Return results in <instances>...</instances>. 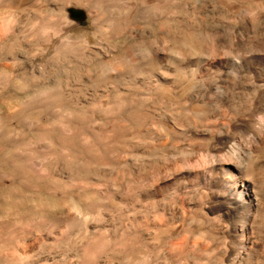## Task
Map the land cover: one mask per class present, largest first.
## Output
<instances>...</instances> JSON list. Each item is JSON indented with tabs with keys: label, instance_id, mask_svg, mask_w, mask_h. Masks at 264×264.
I'll use <instances>...</instances> for the list:
<instances>
[{
	"label": "bare ground",
	"instance_id": "obj_1",
	"mask_svg": "<svg viewBox=\"0 0 264 264\" xmlns=\"http://www.w3.org/2000/svg\"><path fill=\"white\" fill-rule=\"evenodd\" d=\"M41 1H42V3L46 2V0H41ZM56 1L58 3V0H56ZM162 1L164 2L165 0H162ZM173 1H175V0H171V1H169V3L173 2ZM253 1H254V2H252V3H254L253 7L247 9V15H248L247 21L249 23H252L254 21L252 24H255L256 20L260 21L261 25L259 26V28L262 27V33H263L262 37L263 38L260 37V38H262V41L260 42L257 40L259 44L261 43L259 45L260 49L259 48L258 49L255 48V49L258 51L257 57H258V61H259L258 65H259V70H260L259 85L263 91L262 94H264V0H253ZM29 2H30V0H29ZM55 2H53V3L51 2V3L54 5ZM59 2L61 5L60 9L63 12L65 9V6H68L69 3L70 4L74 3V1L72 2V0H59ZM78 2H80L77 4V5H79V7H80V5L86 6V4H84L83 2H81V1H78ZM87 2H90V1L86 0L85 3H87ZM98 2L99 1H96V3H95V1H94L93 3L98 4ZM118 2H119V0H118ZM159 2H161V0ZM166 2H168V1H166ZM175 2H176V5L180 4V1L178 3H177V1H175ZM208 2H210V1H208ZM220 2H221V0H220ZM229 2H230V0H229ZM235 2H236V0H235ZM248 2H250V1H248ZM26 3H27V0H0V61L2 60V61L7 62V66L11 70L7 77H5L2 81L0 80V102L2 104L8 105L7 108L0 107V185H3L7 188H9L10 186L18 185V186H23L24 188L29 189V190H37L38 189L37 183H44L46 186L44 191L49 195L58 196L59 199L56 201H48V200H43V199H40L38 201H32L31 203H32L35 210L37 209V210L45 211V212H47V215H41L38 218L31 217L30 219H27L26 221L15 222V224L8 225L5 230L1 229L0 230V244H1L0 249H2L3 247L5 248V245L10 244V243H13L17 246L26 248L29 246H34L35 244L41 245V246L42 245L43 246L44 245H51V246H54V245L58 246L59 245L58 247H60V244L62 242H67V243L75 245V246L79 245L78 247L79 248L81 247V249H79V250L82 251V253H83V258L81 260L84 259L85 260V261L83 260L84 263L87 261L89 264L92 261V259H94V264H95V262L98 263L97 260L95 261V257L97 255H99L98 257H100L102 255L104 256V254H102L101 252H103L108 247H110V249H111V246H113L119 254V264H208V263L210 264V262H212V263L215 262L213 257H218L220 259L219 260L217 258L218 261L216 259L217 263L220 261L218 264H220V263L221 264H264V164H262L263 162H261L262 159L260 160V158H264V157H262V156H264V106L262 107V110H260L261 111L260 116H259V114L255 116V114L258 113L257 112V113H254V115H252V117H251V118H253L255 116V118H257V116H259V120L257 118L256 123H257V121H259V125H260L259 126L260 127L259 132L262 135L260 134V137L257 140L258 141L257 145H256L257 149L256 148L254 149L252 147V144H250L252 142V140H251V142H249L251 138L250 139L248 138V140H249L248 142L251 146L250 145L247 146V144H246V146H244V145L242 146L240 144V141L237 138L238 136L236 138L239 141V144L234 142L235 140L232 142V140H233L232 138H234V137H231L229 134L231 132L234 133V131L232 130L230 133H228V131H230V129H231L230 127H229L230 129L228 131L226 130V128L224 129V127H223V129L219 128L217 131L213 130L214 128L211 129L214 125L213 126H211V124L209 125V122H212V121L214 122L215 120L218 121L217 117H214L216 119L212 120V117L215 115L211 112L212 110H210V112H209V113H212L211 114L212 117H211V115L209 116L211 118V120L208 118V120H210V121H208L207 124L206 123L203 124V123H199L201 120L197 121V120L193 119V123H192L191 122L192 119L189 120L187 117L183 118L184 116L182 114V111L179 110L178 107H174L173 109H171L172 112H176L175 114L171 113V112H170V114H168V113H164V112L160 111L163 108H161L159 111L155 109L156 107L154 108V104H156L155 102H158V100L159 101L163 100V102H164V100L169 101V99H172L170 101V104L173 100H177L178 96H177V98H175L176 96H174L171 88H173L174 84L177 83V81L181 82L182 84H185V86H189L190 83H192V82H190L192 79V75L190 76L191 77V79H190V78H188L189 76H187V74L183 75V74H181V72H179V74H177L178 73L177 72V73H175V74H177V76L174 74L176 79H175V77H174V79H172V77L167 74L168 72H164L161 74L160 71H164V70L157 67V68L161 69L159 71L160 73H159V75L156 74V76L153 77V73L155 71H153V73H152V70H154V68H156L155 67L157 65V64H155L156 62L154 60L149 61L150 58L148 59V61L145 59L135 60L134 57L136 56L137 53L135 54L134 57H132L133 56L132 54L131 55L128 54V51L131 50L129 48L130 46L128 47L129 50L128 51L126 50L124 52V54H122L123 52L122 53H120V52L119 53H112L111 50H105L104 49L105 47L102 49L101 48L102 46L101 47H96L93 45L90 46L91 44L89 43V40L87 42L84 41L85 43L80 42L83 44L82 45L79 44L80 45L79 46L78 42L76 40H73L69 37H65L63 39V41H61L60 43L58 42L59 44L56 46L57 49L61 52H64V54L66 53L68 55L80 53V55L82 54L81 56H83V55L85 56L86 54L89 53V56H93L92 61L96 62L97 64H100L101 67L103 66L105 68V70H107L110 74V75H107L108 76L107 78L104 77L103 75L99 76V77H95V79L98 78L97 81H95L97 84H98V81L101 82V80H102V79H99L100 77L101 78L104 77L107 80V82L110 81L109 83L117 84L120 82L121 84L122 83H124V84L130 83L131 84V82L135 81L138 76L145 75V76H143L145 78L146 74H147V79L149 80L151 78L150 80L154 81L152 83L153 84L152 86H147V94L145 92L146 89L144 91L145 92L144 94L147 95V97L145 96V99L147 98V102L143 98L142 99H140L139 97L137 98L135 96V94H133V93H132V96L130 94H127V93L126 94H124V93L117 94L116 93L114 95L112 94L113 95L112 98H110L111 96L108 97V95L104 94L106 92V90H104L105 88L103 89V91L98 88L99 84H102L103 82H106V81H102V83H99L97 85L98 87H95V85H96L95 84L94 86H92V87H95L94 89L91 87L93 93L96 96H98L92 100H90L88 97L87 98L89 100L87 98H85V99L83 98V100H81V98L79 99V97H78L81 94H78V92H77L78 96L76 93L70 94L72 92L71 89H70L71 90L70 93H68L69 90H64V89H62V87L57 86V85H52L51 87H48V88H40L39 87L40 85H46V84L50 83V81H51V56L49 55V50L52 47V42H53L52 41V37H53L52 34L55 32L52 28L53 25H52V27L50 26L51 24H53V22H51V24H48L47 14H45L44 18H41L40 20L38 18H35L36 20L33 18L34 21L33 20L31 21L29 28H27L28 30L27 29L25 30L26 33H24V30H22V32H21L22 37L20 35H18L16 37H14L15 39H14L13 43H11L10 45L7 44V42H9V40H11L10 39L11 36H14L16 30L19 29L17 27V25L19 23H21L18 21L19 19L21 21V16H18L17 12H9L8 13V12H6V10L9 9L11 11H13V10L17 11L20 9H26L25 8ZM30 3H28V5ZM34 3H35V0H34L33 4ZM224 3H222V4H224ZM35 4H37V3H35ZM48 4H49V2H48ZM93 5L91 7H93ZM98 5L100 6L101 4H98ZM165 5H167V4H165ZM174 5H175V3H174ZM192 5H194V4H192ZM36 6H37V8H39L38 5H36ZM36 6H35V8H36ZM39 6H40V4H39ZM74 6H75V4L73 5V7ZM99 6H97V8H99ZM168 6H169V4H168ZM236 6H237V3H236ZM46 7H47V5H46ZM76 7H78V6H76ZM114 7L111 6L110 8H114ZM174 7L175 6H173V9L175 10ZM185 7H183V8H185ZM31 8H32V5L30 7V10H31ZM35 8H33L34 10H32V12L35 11ZM40 8H43V7L40 6ZM40 8H39V10H40ZM158 8L160 9L161 6ZM164 8H165V6H164ZM176 8H178V7H176ZM209 8H210V6H209ZM230 8H232V7H230ZM241 8H240V10H241ZM92 9L93 8H91L89 10H92ZM125 9H127V8H125ZM130 9H128V10H130ZM137 9H139V8H137ZM166 9L168 10V7ZM197 9H200V8L197 7ZM100 10H101V7H100ZM100 10L98 11V13L100 12ZM119 10H121V9H119ZM181 10H183V9H181ZM186 10H188V9H186ZM186 10H185V12H186ZM205 10L207 11L208 9L206 8ZM230 10H232V9H230ZM237 10H239V9H237ZM23 11L28 13L29 9L28 10L27 9L22 10V12ZM42 11L40 13H42ZM62 11H60V12H62ZM94 11H96V10H94ZM152 11L153 10H151L150 12L152 13ZM163 11L165 12L166 10H163ZM161 12H162V10H161ZM201 12H202V10H201ZM92 13H93V11H92ZM102 13H103V11H102ZM94 14L96 15V12H94ZM136 14L139 16V13L136 12ZM166 14H168V12L165 13V15ZM21 15H22V13H21ZM63 15H62L63 20L66 22V24L67 25L72 24V22L69 20V17L67 15H65V13H63ZM122 15H124V14H122ZM142 15L145 16L143 13H142ZM142 15L139 17H143ZM152 15H154V14L152 13ZM178 15H179V13H178ZM200 15H201V13H200ZM97 16H99V15L97 14ZM108 16H109V14H108ZM110 16L107 18L108 19L111 18ZM113 16H114V14H113ZM125 16H127V15H125ZM244 16L245 15H243V17ZM128 17L129 16L125 17V20ZM149 17H148V19H146V21L147 20L150 21L149 19H151V18H149ZM167 17H169V15H167ZM104 18H101V19H104ZM161 18H162V15H161ZM166 18L164 17V19H166ZM94 19H95V17H94ZM101 19H97V20H101ZM113 19H114V17H113ZM130 19L131 18H129V20L128 19L127 20L132 22V20H130ZM133 19H135V18H133ZM222 19H224V18H222ZM97 20L94 21V23L95 22L97 23ZM117 20H118V17H117L116 21ZM142 20H143V18L141 19V21ZM113 21H115V19ZM122 21L120 20V22H122ZM128 21H125V23H127ZM203 21H204V19H203ZM228 21H229V19H227V22ZM241 21H243V19ZM244 21H246V20H244ZM58 22H59V20H58ZM151 22H153V21H151ZM227 22H224V23H227ZM243 22H240V23L242 24ZM96 23L93 26L103 24V20H102V23H101V21L98 24H96ZM104 23H105V21H104ZM106 23H107V21H106ZM116 23H115V25L117 26L118 23L117 24ZM61 24H63V23H61ZM127 24H129V23H127ZM72 25H70V27ZM112 25H114V23ZM112 25H110V26H112ZM187 25H188V23H187ZM110 26H108V27L110 28ZM116 26L111 27V29L113 28L112 30L114 31L117 28H121L120 25H118L117 28H116ZM253 26L257 27V24L252 25V27ZM20 27H22V26H20ZM57 27H59V24H57ZM61 27L62 26H60L59 28H61ZM65 27H63V28H65ZM67 27H69V26H67ZM102 27H103L102 28V30H103L104 24L102 25ZM54 28H56V27L54 26ZM99 28H101V27H99ZM99 28L97 30H100ZM130 28H132V26ZM191 28H192V26H191ZM191 28L189 30H191ZM223 28H224V26H223ZM128 29H129V26H128ZM244 29H245V27H244ZM253 29H255V27ZM125 30H127V29L125 28ZM195 30L197 31L198 27H196ZM60 31L66 32L67 30L63 31V29L61 28ZM60 31L57 32V34L59 33L61 35ZM131 31H132V29L130 30V32L127 31L128 34L131 33ZM192 31H193V29H192ZM240 31H242V30L240 29ZM260 31L261 30H257V33ZM123 32H124V30H123ZM123 32H118V33H120L119 35H121V33H123ZM110 33H112V32L110 31ZM250 33H249V35L252 36V34H250ZM19 34H20V32H19ZM115 35H117V34L115 33ZM144 35H146V34L144 33ZM243 35H244V33H243ZM255 35H256V31H255ZM112 36L114 37V35H112ZM157 36H159V35H157ZM163 36H164V34H163ZM197 36H199V35H197ZM218 36H220V35L218 34ZM18 37L23 38L22 41H21V38L19 40ZM54 37H56V34ZM115 37H117V36H115ZM204 37H205V34H204ZM247 37H250V36H247ZM247 37H246V41L248 39ZM164 38H163V40L169 42V40H166ZM191 38H192V36H191ZM251 38H253V37H251ZM181 39H183V38H181ZM209 39H207V40H209ZM211 39H212V37H211ZM253 39H254L253 42L256 41L255 40L256 38H253ZM175 40H176V38H175ZM202 40H204V39H201L200 41H202ZM91 41H92V39H91ZM145 41H148V40H145ZM246 41H244V42H246ZM182 42H183V40H182ZM189 42H191V41H189ZM192 42H194V40ZM244 42H243V45H244ZM247 42H248V44H247L246 48L248 47V45L251 46L250 44H252V40L250 42V40L248 39ZM93 43L94 42H92V44ZM99 43L101 44L103 42H101V40H100ZM185 43H186V41H185ZM143 44H141V45H143ZM222 44H223V42H222ZM94 45H96V44H94ZM201 45L199 44V46H201ZM108 46H109V44H108ZM161 46H162V44H161ZM191 46H192V44L190 45V48H191ZM219 46H221V45H219ZM133 47H135V46H133ZM171 47H172V45H171ZM180 47H181V45H180ZM193 47H194V45H193ZM202 47H200V48H202ZM221 47H223V46H221ZM169 48H170V44H169ZM173 48H175V47L173 46ZM206 48L207 47H205V49ZM250 48H253V52L255 51L254 43H253V47H249L248 49H250ZM189 49H187V50H189ZM222 49H224V52L227 51V49L225 50V46ZM246 50L247 49H245V52H246ZM114 51H116V50H114ZM180 51L182 52L185 50H180ZM180 51H179V53H181ZM195 51L197 52L196 49H195ZM163 52L165 53V51H163ZM188 52H190V51H187V53H185L186 54L185 56L188 55ZM191 52H192V50H191ZM204 52L206 53L205 50H204ZM129 53H131V52H129ZM231 53H233V51ZM231 53L230 54L228 53V58L230 55L235 56ZM167 54H169V53H167ZM208 54L210 55L211 53H208ZM208 54H206V55L208 56ZM234 54H236V53H234ZM240 54H242V53H240ZM240 54H238V55H240ZM179 55H181V54H179ZM246 55L249 57L251 56L250 54L248 55L247 53H246ZM145 56H146V54H145ZM154 56H155V54H154ZM159 56L160 55L158 53V57ZM185 56H184V58H185ZM232 56H230V57H232ZM240 56L243 57V55H240ZM240 56L239 57L237 56V58H240L239 61L242 60V58ZM175 57H179V56L175 55ZM190 57H192V56H190ZM69 58H71V57H69ZM138 58H136V59H138ZM163 58H162V60H163ZM165 58L169 59L168 57H165ZM216 58H217V56H216ZM151 59H155V58H151ZM172 59L174 60V57ZM176 59L178 60V58H176ZM213 59H212V61H213ZM244 59L245 58L243 57V60ZM74 60H76L75 57H74ZM159 60L161 61V59H159ZM212 61H211V63H212ZM216 61H217V59H216ZM76 62L78 63V60ZM165 62H167V61H165ZM168 62H172V61H170V59H169ZM182 62H183V60H182ZM209 62H210V60H209ZM213 62H215V59ZM176 63H179V62H176ZM188 63H189V61H188ZM205 63H206L205 67H208L207 62H205ZM250 63L248 64V66L251 65ZM160 64H161V62H160ZM160 64H158V65H160ZM167 64H170V63H167ZM172 64L174 66L175 63H172ZM172 64H171V66H172ZM233 64H237V63L235 62ZM204 65L203 66L199 65V67L202 66L203 68H205ZM238 65L239 64H237V67H239ZM240 65H241V62H240ZM225 66L226 65H224V67ZM199 67L197 69H199ZM202 67H201V69H202ZM230 67H232V66H230ZM213 68H214V66H213ZM233 68L234 67H232V69ZM235 68H236V65H235ZM243 68H244V65H243ZM245 68H247V67H245ZM255 68L256 67H254V69ZM192 69L197 70L196 68H192ZM210 69H211V67H210ZM210 69H208L207 71L209 72ZM99 70H101V68ZM167 70H170V69H167ZM185 70H187V69H185ZM188 70H189V68H188ZM188 70L186 71V73L190 72L191 69L189 71ZM218 70L222 71V69H220V68H218ZM230 70H231V68H230ZM245 70L246 69H244V72H245ZM181 71L183 73L184 70H181ZM257 71H258V69H257ZM199 72H197V73H199ZM208 72H206V74ZM213 73H211L212 77H213ZM248 73L251 74V72L249 70H248ZM199 74H201V73H199ZM199 74H196V77ZM211 74H209V75H211ZM236 74L238 76L239 73H236ZM244 74L249 75L247 73H244ZM185 76H187V77H185ZM202 76H204V75H202ZM225 76H226V73H225ZM229 76L230 75H228L227 78ZM237 76H234V78H236ZM239 76H240V78L243 77V76L241 77V75H239ZM249 76L254 77L253 75H249ZM209 77H207V79ZM219 77L221 79V77H223V75L222 76L217 75V77H215L214 79L219 78ZM251 77H249L250 80H251ZM230 78H231V76H230ZM249 78H248V80H249ZM204 79H206V77ZM212 80H213V78H212ZM142 81L143 80H141V82ZM203 81L205 83L206 80H203ZM207 81H211L210 78ZM239 81H240V79H239ZM239 81H238V83H239ZM230 82H232V84H233V81H230ZM252 82H250V83H252ZM137 83L135 82V84H137ZM142 83H144V82H142ZM200 83H203V82H200ZM234 83H237V82L235 81ZM238 83H237V85H239ZM93 84H94V82H93ZM130 84H129V86H127L128 88L131 87ZM208 84H209V82H208ZM215 84H217V83H214V85ZM8 85L11 88L13 87L12 91H10V87ZM107 85H109V84L105 83L104 86H101L100 88L105 87V86L107 88L108 87ZM205 85L207 86V84H205ZM221 85H220V87L222 88ZM223 85L225 86V84H223ZM234 85L235 84H233V86ZM245 85L247 86V84H245ZM252 85H253V83L250 86L249 85L248 86L251 88ZM259 85H256V86H259ZM197 86H199L200 90H201L200 84ZM217 86L216 87L213 86V88L215 89V88H217ZM113 87L115 89V86H113ZM195 87H196V85H195ZM234 87L237 88L236 86H234ZM87 88H89V90H91L90 86H88ZM118 88H119V86H118ZM221 88H219V90H217V92L218 91L220 92ZM67 89H69V88H67ZM107 89H110V88L108 87ZM229 89H230V91L233 90V89L231 90L230 87H229ZM254 89H258V88H254ZM85 90H86V88H85ZM116 90H118V89H116ZM222 90H223V88H222ZM66 91H68V92H66ZM75 91H77V90H75ZM188 91H190V90H187L185 92V94H183V95H186V93H188ZM203 91H204V89L202 90V92L201 91L200 92L203 93ZM211 91H212V89H211ZM226 91H228V90H225V92H224L226 98L228 97L226 99V101L231 99L230 102L233 103V105H235L237 102L234 103V101H232V98H233V96L235 97V95H232V97L230 95V98H229V96H227L226 93L230 94V92H226ZM237 91H238V89H237ZM239 91L242 92L241 90H239ZM82 92H84V90ZM86 92H88V91H86ZM142 92L143 91L141 90L140 93H142ZM232 92H234L236 94V91H232ZM244 92H245V90H244ZM248 92H246V93H248ZM255 92H257L256 94L258 95L260 93V90H259V92L255 90ZM255 92H253V93H255ZM93 93H91V94H93ZM190 93H191V91H190ZM253 93H252V95H254ZM21 94H28L26 99L24 100V102H21L17 106L13 105L12 103L14 101V97H17ZM136 94H138V92ZM180 94L181 93L178 92V95L181 98L182 96H180ZM224 94H223V98L221 97L222 95L221 96L219 95L220 97L218 96L219 97L218 99L222 98V101H223L224 100ZM83 95L81 97H83ZM187 95H186V97H187ZM211 95L214 96L213 94H211ZM247 95H249V96H247ZM247 95H246L247 100L244 98L245 95L243 96V95H241V93L238 96H241V97L243 96L242 101L246 102V101H249L247 97L252 96V95L250 96V94H247ZM189 96H190V94L188 95V97ZM203 96H205V95H203ZM212 96H210V97L213 100ZM238 96L236 95L235 98H238ZM205 97H202L203 100ZM182 98H181V100L186 99L185 97L183 99ZM190 99H192V98H190ZM215 99L213 101H215ZM243 99H245V100H243ZM249 99H252V97ZM254 99H257V98H253L252 101H254ZM143 100L147 103V110L145 108H143L146 110L145 112H147L146 113L147 116L142 109V106L146 105V104L142 105V103H145V102H143ZM178 100H179V98H178ZM205 100H206V98H205ZM205 100H204V102H205ZM212 100L207 99V102L211 106L213 103L210 104L209 101L212 102ZM233 100H236V99L233 98ZM184 101H186V100H183V102ZM198 101H201V100H198ZM216 101H217V99H216ZM219 101H221V100H218V102ZM226 101L225 102L223 101V102L227 103ZM252 101H251V103H249L247 105L249 106L250 104H253L252 106L254 108L255 105H254V103H252ZM163 102H161V104H159L158 108H160V105H162ZM192 102L190 101V103H192ZM164 103L167 104L168 102L167 103L164 102ZM175 103L177 104V102H175ZM201 103H203V102H201ZM216 103L217 102H215V104H213V105L216 106ZM224 103L222 105H224ZM231 103L229 105H231ZM243 103L241 102V104H243ZM165 104H164V106H165ZM179 104H182V105H180L181 106L180 108H183L184 106H186V103L183 104L182 102L181 103L179 102ZM187 104L190 105L189 102ZM197 104L198 103H196V105ZM263 104H264V102L262 103V105ZM157 105H158V103H157ZM192 105H193V103H192ZM209 105H208V107H209ZM247 105H245V107ZM219 106H221V105H218L216 107L219 108ZM232 106H230V107L232 108ZM252 106L250 105V107H248V110L246 109V110H244V112L247 111L246 112V114H247L249 112V110L252 108ZM259 106H261V105H258V107ZM191 107H193V106H191ZM216 107H215V109H217ZM227 107L228 106H226V109H227ZM239 107H240V105L237 106V109H236V107H234L233 110L237 111ZM223 108H225V107H223ZM205 109H207V108H205ZM212 109H214V108H212ZM255 109H257V108H255ZM225 110H224V112H225ZM228 110H226V111H228ZM241 110H243V109H241ZM202 111L203 110H198V109L191 110L192 115L196 116V117L201 115ZM231 111H232V109L230 110V112ZM252 111H255V110L253 109ZM222 112H223V109H222ZM224 112H223V114H221V112H220L221 115H219V116L228 115V114L224 115ZM230 112H228V113H230ZM250 112H251V110H250ZM239 113H240L239 115H241L240 110H239ZM217 114H216V116H218ZM203 115H204V113H203ZM234 115L235 114H233V116H232L233 119H234ZM110 116L120 117L121 120L124 122V124L123 125H113L116 123L111 124V123L105 121V120H108V118ZM188 116L191 117V115H188ZM223 116H222V118H223ZM249 116L247 118H249ZM228 117H229V115H228ZM228 117L226 116L225 118L228 119ZM179 118H183L185 120L187 119L190 121V124L188 125V127L190 129L187 128V131L184 132L183 142L181 144L179 143L180 141L177 142L175 139V137H177L178 134H181L180 130H182L181 127L183 126L182 125L183 119H181L182 121L180 120L181 121V123H180ZM200 118L201 117H199V119ZM205 118H207V117H205ZM220 118L218 117V119H220ZM110 119L113 120V118H110ZM236 119H238L237 116H236ZM236 119L234 121H236ZM243 119H246V118H244V116H243ZM146 120H147V125H146L147 127H144V126L143 127L146 128V130H147V131L145 130V132L147 133V135H146L147 136V140H146L147 141V151H146L147 152V159H146V161H144L146 163H144V162H142V160H144V158L142 160H140L141 158L140 159H134V158L128 156V152L130 151L131 146H135V148H137L136 150H138V151L142 147V144H140L141 143L140 138H141V135L143 134V132L140 133V136H139L140 138H139L137 136L138 134L136 135L135 132H139L140 127L138 129L139 131H137V129L135 128L136 131L133 132L132 126L130 127V126L126 125V122H130L131 124H133L135 126H141L146 122ZM202 120H204V119H202ZM223 120H225V119H223ZM223 120L218 121V123H220L221 121L224 122ZM234 121L232 120L233 123H234ZM225 122H224V124L228 123V125H229L230 120H229V122L228 121L226 123ZM251 122L253 123V121H251ZM231 123H230V125H231ZM238 123H240V121ZM256 123H254V124H256ZM214 124L216 125L217 122H215ZM224 124H221V127ZM248 124H249V122H248ZM254 124H252L254 128L252 126L251 127L253 128L254 131L256 129L255 132L257 133L258 132L257 131L258 130V127H257L258 124L256 125L257 128H255ZM237 125L238 124L236 122V127H237ZM218 126H220V125H218ZM240 126H242V125H240ZM245 126L246 125H244V127ZM236 127H235V129H236ZM144 128H142V129H144ZM238 128H240V127H238ZM236 131H235V135H237V133L240 132L239 130H238V132H236ZM242 134H243V132L239 135L242 136ZM236 138H234V139H236ZM241 138L243 139V136ZM246 140H244V141H246ZM255 140L256 139L254 138V140H253L254 144H256ZM143 141H142V143H144V142L146 143V141H144V142ZM139 146H141V147H139ZM145 146L146 145H144V147ZM143 149L144 148H142V150ZM146 152H145V154H146ZM145 167H147V176L146 177L143 176L144 178H142V179L137 178V180L135 179V182H132L131 181L132 177L135 176V178H136L138 176V174ZM115 175H116V177H119V179L121 180L120 181L121 187H123V191L122 190L121 191H122V194L124 193V195L122 196L124 198V200H125L124 196L128 195L131 198V200L132 199L136 200V201L139 200L138 203L140 201H143V200H144L143 201L144 203L147 202V203H145V204H147V208H145L146 205H144V207H143V209L145 208V210H147V212L145 210H143L144 214L147 216V218L144 216L147 219L146 224H144L145 222L143 223L144 225H147V230L145 227V230L147 231V237L145 239V240H147V242H146L147 243V250L139 242L140 238H137V236L139 235V234H137L138 229L141 228V225H142V227H144V225L143 224L140 225L139 221L138 222L135 221L136 220L135 217H134L135 219L134 218L130 219L131 217L128 218L129 216L133 217L134 213L135 212L137 213V211H140L139 213H141L142 210L140 209V207H139V209H138V207H135L133 209L132 207H134V206H132V204H131V208L133 210L130 208V210H128V211H130V212L133 211L134 213L133 212L129 213V216H126L127 211H125V213H124L125 215H123V213H122L123 211H121L122 214H119V216L116 215V216H118L117 219L115 218L116 216L114 217L111 215L113 220L108 219L110 217L106 218L107 214L106 215L103 214V211L107 210L106 205L109 203L108 200L114 201L118 197V194H117V196L115 195L116 196L115 199L113 197V194L120 191L119 187H117L116 183H115V178H114ZM133 183L139 184V189L136 187L138 189L139 193L137 191H133V189L135 187L133 185ZM135 193H138L139 194L138 197L139 196L140 197L139 198L135 197L136 196ZM125 194H127V195H125ZM120 195H121V193H120ZM120 195H119V197H120ZM3 198L8 203V205L6 207H3V204L0 203V209H3L4 211H6V213H12L13 211L17 210L22 205L20 201L14 200L13 190H9L8 192H6L4 194ZM126 198H128V197H126ZM141 198L143 200H141ZM106 200L108 201L107 204L104 203ZM117 200H119V199L117 198ZM121 200H123V199L121 198ZM119 201H117V205L121 208H119L116 205L117 207L115 210H118V208H119V210L124 209L123 208V205H124L123 202H119ZM115 202L116 201H114V203ZM127 203H129V202H127ZM134 203H135V201H134ZM27 205H29V204H27ZM103 205H105L106 207L105 206L103 207ZM139 205L140 204H138V206ZM109 206H108V208H112V206L111 207H109ZM142 206H143V204L141 203V207ZM28 207L29 206H27V208ZM104 208H106V209H104ZM60 209L66 210L67 212L64 211L65 212L64 213ZM29 210L30 209H27L24 212L28 213V212H30ZM113 210H114V208H113ZM69 211H71V212H69ZM116 212H118V211H115V213ZM118 213H120V212H118ZM139 215L141 216V214H138L137 220H139ZM114 218L116 220H114ZM108 220H110V221H108ZM57 228L61 229L59 231L60 233L56 232L57 234H59L58 236H55V235L53 236V234L51 233L52 234L51 236H53L51 241H50V238H49V241L48 240L46 241L43 239H40L39 241L37 240L36 236L39 235V234L37 235L38 231L43 230V229H46L49 231H52V230L55 231V229H57ZM109 231L110 232L113 231L115 233L114 236L115 235L116 236L114 237V239L107 238L108 236L111 235L110 233H108ZM139 232H143V231H139ZM30 233H34V234H36V236L31 237L29 239L28 235ZM106 233H108V236L107 235L105 236ZM39 236H41V234ZM139 237H141V236H139ZM44 238H45V236H44ZM143 238H145V236H143L142 239ZM140 241H143V240H140ZM214 241H217L218 243H215ZM144 243H145V241H144ZM210 243L213 245L212 246L213 248L215 246L216 249H218V250L216 251L215 248L213 249L212 247H210ZM216 244L218 245V247ZM68 247H70V246H68ZM75 248H77V246ZM16 250H18V249H16ZM115 250H113V251L115 252ZM67 251H71V250H67ZM105 252H107V251H105ZM15 253H16V251H15ZM100 253L102 255H100ZM159 253L163 254L164 261H163V258L162 259L160 258L159 262H158V260H157V262H154L157 259V257L159 258V256H158ZM221 253H223L224 255L228 254V256H229L228 261L229 262L224 263L223 259L226 257V255L225 256H223V255L218 256V254H221ZM17 254H18V252H17ZM35 254H37V253H35ZM109 254H111V252ZM2 255H5V254H2ZM210 255H211L212 259L210 258ZM19 256H21V254ZM28 256H26V257H28ZM47 256H48L47 258H49L52 255L50 254ZM43 257H46V256H43ZM67 257H69V256H67ZM98 257H97V259H98ZM115 257H117V256H115ZM15 258L11 262H7L6 261L7 259H5L6 262H0V264H24V263L27 264L28 262H24V261H26V260L28 261V259H29V258L28 259H23V258L22 259H20V258L15 259ZM221 258H223V259H221ZM36 259H38V258H36ZM105 259H107V258H105ZM209 259H211L212 261H210ZM21 260H23V262H21ZM74 260H75V257H74ZM116 260L118 262V259H116ZM160 260H162V261L160 262ZM3 261H4V259H3ZM53 261L51 260V263ZM226 261H227V259H226ZM43 262H45V261H43ZM69 262H70V260H69ZM74 262L75 261H73V263ZM87 262H86V264H87ZM40 263H42V262H40ZM62 263H64V262H62ZM91 263L93 264V262H91ZM214 264H216V262Z\"/></svg>",
	"mask_w": 264,
	"mask_h": 264
},
{
	"label": "rangeland",
	"instance_id": "obj_2",
	"mask_svg": "<svg viewBox=\"0 0 264 264\" xmlns=\"http://www.w3.org/2000/svg\"><path fill=\"white\" fill-rule=\"evenodd\" d=\"M37 0H35V3H37V4H33V2H34V0H30V2H29V0H27V3H26V5H25V8L28 10L29 9V12L28 13H26L25 11H23L22 12V10H26V9H20V10H13V11H11V10H9V9H7L6 10V12H17V14H18V16H21V21H20V19L18 20L19 22H21V23H19L18 25H17V27L19 28V29H17L16 30V32H15V35L14 36H11V40H9V42H7V44L8 45H10L11 43H13L14 42V37H16V36H18V35H20L21 37H22V30H24V33H26V29L27 28H29V25H30V23H31V21L33 20V18L35 19V18H38L39 20L41 19V18H44V15L45 14H47V16H48V19H47V22H48V24H51V22H53V24H51L50 26L52 27V25H53V30L55 31H53L54 33L52 34V47L50 48V50H49V55L51 56V81H50V83H48V84H46V85H40L39 87L40 88H48V87H51L52 85H57V86H60V87H62V89H64V90H69V92L68 91H66V92H68V93H70V91L72 90V92L70 93V94H74V93H76L77 94V92H78V94H81L80 96H78V94H77V96L79 97V99L81 98V100H83V98L85 99V98H89L90 100H92V99H95L96 97H98V96H96L94 93H93V91H92V88L94 89L95 87H98L97 85L99 84V83H102V81H106V82H103L104 84L105 83H107V84H109V85H107L110 89H107L106 88V86L105 87H102V88H100L101 86H104V84L102 83V84H99V89H101L102 91H103V89L104 90H106V92L104 93L105 95H108V97H110V98H112V96L114 95V94H119V93H124V94H130L131 96H132V93L133 94H135V96L138 98H140V99H144V100H146V102H147V98L145 99V96L147 97V86H152L153 84V80H148L147 79V74H146V77L144 78L143 76H145V75H140V76H138L137 77V79L135 80V81H132L131 82V84L130 83H117V84H115V83H109L110 81H108L107 82V80L104 78V77H108L107 75H110L109 74V72L107 71V70H105V68L102 66L101 67V65L100 64H97L96 62H94V61H92V58H93V56H89V53L88 54H86L85 56L83 55V56H81L80 55V53H78V54H64V52H61V51H59L58 49H57V45L61 42V41H63V39L65 38V37H69V38H71V39H73V40H76L77 42H78V45L80 44V45H82L83 43H80V42H87L88 40H89V43L91 44L90 46H96V47H101L102 49L104 48L105 50H111L112 51V53H122V54H124V52L127 50H129V48L131 49L130 51H128V54H132L133 56L132 57H134L135 56V54H136V56L134 57L135 58V60H143V59H145V60H147L148 61V59H149V61H151V60H154L153 62L155 63V64H160V62H161V64L160 65H156L155 67L156 68H154V70H152V73H153V71H155L154 73H153V77L154 76H156V74L157 75H159V73L161 72V74L162 73H164V72H168L167 74L168 75H170L171 77H172V79H174V74L175 73H177V74H179V72H181V74H183V75H185V74H187V76H189L188 78H190L191 79V75H192V79H191V81L190 82H192V83H190V85L189 86H185V84H182L181 82H179V81H177V83H175L174 84V86H173V88H171L172 89V91H173V94H174V96H176L175 98H177V96H178V98H179V100H178V98H177V100H173L172 102H171V104H170V101L172 100V99H169V101L168 100H164V102H168L167 104H165L164 102H163V100H160L161 102H163L162 103V105H160V108H158L159 107V104H161V102L158 100V102H155L156 104H154V108L156 109V110H160L161 108H163L162 110H160V111H162V112H164V113H168V114H170V112L171 113H176V112H172L171 111V109H173L174 107H178L179 108V110H181L182 111V114H183V118H185V117H187L189 120H191L192 119V123H193V119L194 120H197V121H200L199 123H208V121H210L211 120V118L209 117L212 113L213 114H215L213 117H212V115H211V117H212V120L214 119H216V118H214V117H217V120L218 121H220V120H223V119H225V120H223L224 122L226 121H228L229 122V120H230V122H229V125H228V123L227 124H224V122H220V123H218V121H212V122H209V125L211 124V126H213L211 129H213V130H218L219 128H221V129H223V127H224V129L226 128V130L228 131L230 128V131H228V133H230L232 130L234 131V133L233 132H231L229 135L231 136V137H234V138H236L237 136V138H238V140L240 141V144L243 146H246V144H247V146H249L250 144H252V147L255 149H257V147H256V145H257V140H258V138L260 137V132H259V121H257V123H256V120H257V118H258V120H259V116L261 115V111L260 110H262V107L264 106V104L262 105V103L264 102V94H262L263 93V91H262V89H261V87H260V85H259V74H260V70H259V61H258V51L255 49V48H259L260 49V44L258 43V41H262V27H260L259 28V26L261 25V23H260V21H257L256 20V23L255 24H252V23H249L248 21H247V17H248V15H247V9H249V8H251V7H253V5H254V3H252V2H254L253 0H236V2H235V0H230V2H229V0H221V2H220V0H175V1H177V3L180 1V4H178V5H176V2L175 1H173V2H170L169 3V1H171V0H165L164 2L161 0V2H159L158 0H119V2H118V0L116 1V0H89L90 2H87V3H85L86 2V0H78V1H81V2H83L84 4H86V6H83V5H80V7H79V5H77L78 3H80V2H78L77 0H72V2L74 1V3H72V4H70L69 3V5L68 6H65V9H64V12L60 9V2H59V0H58V3H57V1L56 0H46V2H43L42 3V1L40 0H38L37 2H36ZM56 1V2H55ZM85 1V2H84ZM88 1V0H87ZM95 1V3H96V1H99L98 2V4H101L100 6L98 5V4H95V3H93ZM166 1H168V2H166ZM208 1H210V2H208ZM217 1V2H216ZM247 1V2H246ZM248 1H250V2H248ZM41 2V3H40ZM48 2H49V4H48ZM53 2H55L54 3V5L52 4ZM76 2V3H75ZM159 2V3H158ZM182 2V3H181ZM187 2V3H186ZM190 2V3H189ZM213 2V3H212ZM221 4H220V3ZM225 2V3H224ZM28 3H30L29 5H28ZM57 3V4H56ZM92 3V4H91ZM121 3V4H120ZM126 3V4H125ZM174 3H175V5H174ZM220 5H219V4ZM222 3H224V4H222ZM236 3H237V6H236ZM39 4H40V6H42L43 8H40V6H39ZM56 4V5H55ZM75 4V6L73 7V5ZM94 4V5H93ZM165 4H167V5H165ZM168 4H169V6H168ZM172 4V5H171ZM189 4V5H188ZM192 4H194V5H192ZM197 4V5H196ZM211 4V5H210ZM31 5H32V8H31V10H30V7H31ZM36 5H38V7L40 8V10H39V8H37V6ZM46 5H47V7H46ZM49 5V6H48ZM52 5V6H51ZM93 5V7H91ZM99 6V8H97V6ZM115 6L114 8L116 9H114V8H110L111 6ZM129 5V6H128ZM133 5V6H132ZM154 5V6H153ZM156 5V6H155ZM171 5V6H170ZM183 5V6H182ZM223 5V6H222ZM228 5V6H227ZM35 6H36V8H35ZM55 6V7H54ZM76 6H78V7H76ZM108 6V7H107ZM117 6V7H116ZM143 6V7H142ZM145 6V7H144ZM161 6V8L159 9L158 7H160ZM164 6H165V8H164ZM168 7V10L166 9L167 7ZM173 6H175L174 8H175V10L173 9ZM180 6V7H179ZM186 6V7H185ZM196 8H195V7ZM206 6V7H205ZM208 6V7H207ZM209 6H210V8H209ZM220 6V7H219ZM227 6V7H226ZM235 6V7H234ZM248 6V7H247ZM46 7V8H45ZM53 7V8H52ZM69 7V8H68ZM96 9H95V8ZM100 7H101V10H100ZM120 7V8H119ZM151 7V8H150ZM157 7V8H156ZM172 7V8H171ZM176 7H178V8H176ZM182 7V8H181ZM183 7H185V8H183ZM197 7L198 8H200V9H197ZM214 7V8H213ZM219 7V8H218ZM230 7H232V8H230ZM242 7V8H241ZM33 8H35V11H33L32 12V10H34ZM82 8V9H81ZM85 8V9H84ZM91 8H93L92 10H89V9H91ZM125 8H127V9H125ZM131 8V9H130ZM137 8H139V9H137ZM154 8V9H153ZM207 8L208 10L206 11L205 9ZM236 8V9H235ZM240 8H241V10H240ZM75 9V10H74ZM100 10V12L98 13V11ZM119 9H121V10H119ZM128 9H130V10H128ZM133 9V10H132ZM172 9V10H171ZM180 11H179V10ZM181 9H183V10H181ZM186 9H188V10H186ZM192 11H191V10ZM211 9V10H210ZM215 9V10H214ZM230 9H232V10H230ZM237 9H239V10H237ZM244 9V10H243ZM246 9V10H245ZM39 12H38V11ZM43 10V11H42ZM59 10V11H58ZM88 10V11H87ZM94 10H96V11H94ZM98 10V11H97ZM143 10V11H142ZM147 10V11H146ZM151 10H153L152 11V13L154 14V15H152V13L150 12ZM161 10H162V12H161ZM163 10H166L167 12H168V14H166L165 15V13H167L166 11L164 12ZM177 10V11H176ZM185 10H186V12H185ZM201 10H202V12H201ZM213 10V11H212ZM19 11V12H18ZM42 11V13H40ZM60 11H62V12H60ZM92 11H93V13H92ZM102 11H103V13H102ZM112 11V12H111ZM128 11V12H127ZM133 11V12H132ZM146 11V12H145ZM171 11V12H170ZM204 11V12H203ZM215 11V12H214ZM94 12H96V15L94 14ZM114 12V13H113ZM136 12L137 13H139V16H141L142 15V13L145 15V16H143V17H139L137 14H136ZM141 12V13H140ZM164 12V13H163ZM173 12V13H172ZM21 13H22V15H21ZM25 13V14H24ZM31 13V14H30ZM36 15H35V14ZM58 13V14H57ZM63 13H65V15H67L68 17H69V20L72 22V24H70V25H72L71 27H70V25H67L66 24V22L63 20ZM88 13V14H87ZM90 13V14H89ZM102 15H101V14ZM111 13V14H110ZM114 14V16H113V14ZM127 13V14H126ZM129 13V14H128ZM135 13V14H134ZM178 13H179V15H178ZM200 13H201V15H200ZM205 13V14H204ZM243 13V14H242ZM245 13V14H244ZM40 14V15H39ZM69 14V15H68ZM97 14L99 15V16H97ZM105 14V15H104ZM108 14H109V16L111 17V18H107V17H109L108 16ZM122 14H124V15H122ZM31 15V16H30ZM60 15V16H59ZM63 15V16H62ZM104 15V16H103ZM125 15H127V16H129L128 18H126V20H125V17H127V16H125ZM137 15V16H136ZM160 15V16H159ZM161 15H162V18H161ZM167 15H169V17H167ZM187 15V16H186ZM192 15V16H191ZM243 15H245L244 17H243ZM42 16V17H41ZM62 16V17H61ZM95 17V19H94V17ZM102 16V17H101ZM106 16V17H105ZM118 17V20L116 21V19H117V17ZM125 16V17H124ZM136 16V17H135ZM149 18H151V19H149L150 21H146V19H148V17ZM166 18V19H164V17ZM174 16V17H173ZM181 16V17H180ZM46 17V16H45ZM58 17V18H57ZM62 19H61V18ZM105 17V18H104ZM113 17H114V19H115V21L118 23H116L115 21H113L114 19H113ZM122 19H121V18ZM208 17V18H207ZM237 17V18H236ZM246 17V18H245ZM101 18H104V19H101ZM129 18H131L130 20H132V22L131 21H128L129 20ZM133 18H135V19H133ZM138 18V19H137ZM143 18V22L141 21V19ZM183 18V19H182ZM222 18H224V19H222ZM61 19V20H60ZM72 19V20H71ZM97 19H101V20H97ZM108 19V20H107ZM122 21H128L127 23H129V24H127V23H125V21L123 22H120V20ZM128 19V20H127ZM164 19V20H163ZM203 19H204V21H203ZM227 19H229V21L227 22ZM233 19V20H232ZM243 19V21L244 20H246V21H241ZM25 20V21H24ZM36 20V19H35ZM58 20H59V22H58ZM97 20V23L96 24H98V23H100V21H101V23H102V20H103V24H104V29L102 30V25L103 24H100V25H97V26H93V25H95V23H94V21H96ZM168 20V21H167ZM188 20V21H187ZM28 21V22H27ZM34 21V20H33ZM62 21V22H61ZM104 21H105V23H104ZM106 21H107V23H106ZM151 21H153V22H151ZM156 23H155V22ZM227 22V23H224V22ZM232 23H231V22ZM24 22V23H23ZM55 22V23H54ZM131 22V23H130ZM165 22V23H164ZM172 22V23H171ZM224 24H223V23ZM240 22H243L242 24L240 23ZM24 25H23V24ZM28 25H27V24ZM61 23H63V24H61ZM75 23V24H74ZM114 23V25H115V23L117 24V26L118 25H120L121 26V28H117V26H116V28L117 29H115L114 31L111 29V27H115L114 25H112ZM125 23V24H124ZM149 23V24H148ZM155 23V24H154ZM181 23V24H180ZM187 23H188V25H187ZM235 23V24H234ZM28 26H26V25ZM57 24H59V27L60 26H62L61 28L63 29V31H65V30H67L66 32H61L60 31V29L61 28H59V27H57ZM112 25V26H110V25ZM135 24V25H134ZM141 24V25H140ZM146 24V25H145ZM183 24V25H182ZM186 24V25H185ZM241 24V25H240ZM256 25L257 24V27L256 26H253L252 27V25ZM127 25V26H126ZM20 26H22V27H20ZM54 26L56 27V28H54ZM66 26V27H65ZM67 26H69V27H67ZM101 27V28H99V27ZM108 26H110V28L108 27ZM128 26H129V29H128ZM132 26V28H130ZM191 26H192V28H191ZM223 26H224V28H223ZM245 27V29H244V27ZM63 27H65V28H63ZM196 27H198V30L196 31L195 30V28ZM243 27V28H242ZM255 27V29H253ZM73 28V29H72ZM75 28V29H74ZM100 29V30H97V29ZM106 28V29H105ZM124 28V29H123ZM125 28L127 29V30H125ZM148 28V29H147ZM191 28V30H189ZM247 28V29H246ZM65 29V30H64ZM71 29V30H70ZM132 29V31H131V33H129L128 34V32L127 31H129L130 32V30ZM185 29V30H184ZM192 29H193V31H192ZM240 29L243 31H240ZM261 30L260 32H258L257 33V30ZM28 30V29H27ZM119 30V31H118ZM123 30H124V32H123ZM191 32H189V31ZM239 30V31H238ZM252 30V31H251ZM61 32V35L58 33L57 34V32ZM107 31V32H106ZM110 31L112 32V33H110ZM166 31V32H165ZM195 31V32H194ZM212 31V32H211ZM248 31V32H247ZM255 31H256V35H255ZM19 32H20V34H19ZM118 32H123V33H121V35H119L120 33H118ZM136 32V33H135ZM143 32V33H142ZM217 32V33H216ZM251 32V33H250ZM254 32V33H253ZM23 33V34H24ZM101 33V34H100ZM115 33L117 34V35H115ZM144 33L146 34V35H144ZM196 33V34H195ZM243 33H244V35H243ZM249 33L250 34H252V36L251 35H249ZM261 33V34H260ZM55 34H56V37H54L55 36ZM70 34V35H69ZM162 34V35H161ZM163 34H164V36H163ZM204 34H205V37H204ZM218 34L220 35V36H218ZM241 34V35H240ZM254 34V35H253ZM258 34V35H257ZM260 34V35H259ZM63 35V36H62ZM97 35V36H96ZM107 35V36H106ZM112 35H114V37L112 36ZM157 35H159V36H157ZM182 35V36H181ZM196 35V36H195ZM197 35H199V36H197ZM85 36V37H84ZM115 36H117V37H115ZM120 36V37H119ZM186 36V37H185ZM191 36H192V38H191ZM194 36V37H193ZM247 36H250V37H247ZM21 37H18L19 38V40H20V38ZM162 37V38H161ZM165 37V38H164ZM173 37V38H172ZM190 37V38H189ZM201 37V38H200ZM211 37H212V39H211ZM246 37L250 40V42H251V40H252V44H250L251 46H249L248 45V47L246 48V46H247V44H248V39H247V41H246ZM251 37H253V38H256L255 40L257 41H254L253 42V38H251ZM260 37H262V38H260ZM61 38V39H60ZM106 38V39H105ZM163 38L164 39H166V40H169V42L168 41H165V40H163ZM175 38H176V40H175ZM181 38H183V39H181ZM198 38V39H197ZM200 38V39H199ZM210 38V39H209ZM258 38V39H257ZM22 39L23 38H21V41H22ZM55 39V40H54ZM91 39H92V41H91ZM139 39V40H138ZM174 39V40H173ZM197 39V40H196ZM201 39H204V40H202V41H200ZM207 39H209V40H207ZM216 39V40H215ZM100 40H101V42H103V43H99L100 42ZM144 40V41H143ZM145 40H148V41H145ZM182 40H183V42H182ZM194 40V42L196 43H194V42H192ZM246 41V42H244V41ZM142 43H141V42ZM179 41V42H178ZM185 41H186V43H185ZM189 41H191V42H189ZM200 41V42H199ZM59 42V43H58ZM84 42V43H85ZM92 42H94L93 44H92ZM140 42V43H139ZM148 44H147V43ZM162 42V43H161ZM177 42V43H176ZM182 44H181V43ZM198 42V43H197ZM222 42H223V44H222ZM243 42H244V45H243ZM133 43V44H132ZM138 43V44H137ZM144 43V44H143ZM207 43V44H206ZM253 43H254V49H255V53L253 52V48H250V49H248L249 47H253ZM94 44H96V45H94ZM108 44H109V46H108ZM132 44V45H131ZM135 44V45H134ZM141 44H143V45H141ZM161 44H162V46H161ZM169 44H170V48H169ZM192 44V46H191V48H190V45ZM199 44L201 45V46H199ZM225 44V45H224ZM7 45V46H8ZM79 45V46H80ZM111 45V46H110ZM156 45V46H155ZM171 45H172V47H171ZM180 48H178L177 46ZM180 45H181V47H180ZM193 45H194V47H193ZM211 45V46H210ZM219 45H221V46H223V47H221V46H219ZM257 47H256V46ZM108 46V47H107ZM130 46V47H129ZM133 46H135V47H133ZM173 46L176 48H173ZM188 46V47H187ZM203 46V47H202ZM216 46V47H215ZM224 46H225V50L227 49V51H225L224 52V49H222V48H224ZM115 47V48H114ZM129 47V48H128ZM133 47V48H132ZM139 47V48H138ZM183 47V48H182ZM200 47H202V48H200ZM205 47H207L206 49H205ZM209 47V48H208ZM238 47V48H237ZM110 48V49H109ZM125 48V49H124ZM186 48V49H185ZM190 48V49H189ZM204 48V49H203ZM220 48V49H219ZM236 48V49H235ZM136 49V50H135ZM144 49V50H143ZM187 49H189V50H187ZM195 49L197 50V52L195 51ZM217 49V50H216ZM222 49V50H221ZM242 49V50H241ZM245 49H247L246 50V52H245ZM58 50V51H57ZM114 50H116V51H114ZM133 50V51H132ZM155 50V51H154ZM158 50V51H157ZM180 50H185V51H180ZM191 50H192V52H191ZM204 50L206 51V53L204 52ZM230 50V51H229ZM118 51V52H117ZM162 51V52H161ZM163 51H165V53L163 52ZM170 51V52H169ZM175 51V52H174ZM179 51L181 52V53H179ZM187 51H190V52H188V55L187 56H185L186 54L185 53H187ZM201 51V52H200ZM220 51V52H219ZM222 51V52H221ZM233 51V53H231ZM248 51V52H247ZM58 52V53H57ZM129 52H131V53H129ZM253 52V53H252ZM127 53V52H126ZM158 53H159V57H158ZM167 53H169V54H167ZM208 53H211L210 55L208 54ZM213 53V54H212ZM218 55H217V54ZM220 53V54H219ZM227 53V54H226ZM228 53L230 54H233V55H235V56H232V55H230V56H232V57H230L229 56V58H228ZM234 53H236V54H234ZM240 54V53H242V54H240V55H243V57L245 58L244 60H243V57L242 56H240V55H238V54ZM246 53L249 55H251L250 57L249 56H247L246 55ZM252 53V54H251ZM144 54V55H143ZM145 54H146V56H145ZM153 54V55H152ZM154 54H155V56H154ZM179 54H181V55H179ZM206 54H208V56L206 55ZM59 55V56H58ZM75 55V56H74ZM143 55V56H142ZM167 55V56H166ZM175 55H178L179 57H175ZM196 55V56H195ZM199 55V56H198ZM221 55V56H220ZM58 56V57H57ZM152 56V57H151ZM184 56H185V58H184ZM190 56H192V57H190ZM198 56V57H197ZM215 58H214V57ZM216 56H217V58H216ZM221 58H219V57ZM237 56L239 57H241L242 58V60L241 61H239L240 60V58H237ZM253 56V57H252ZM69 57H71V58H69ZM74 57H75V59L76 60H74ZM139 57V58H138ZM157 57V58H156ZM165 57H168L169 59H170V61H172V62H168V60L169 59H164ZM174 57V60L172 59ZM188 57V58H187ZM195 57V58H194ZM204 57V58H203ZM207 57V58H206ZM234 57V58H233ZM249 57V58H248ZM255 57V58H254ZM83 60H82V59ZM136 58H138V59H136ZM151 58H155V59H151ZM162 58H163V60H162ZM176 58H178V60L176 59ZM183 58V59H182ZM193 58V59H192ZM211 58V59H210ZM215 59V62H213L214 61V59ZM223 58V59H222ZM225 58V59H224ZM237 58V59H236ZM159 59H161V61L159 60ZM185 59V60H184ZM202 59V60H201ZM212 59H213V61H212ZM216 59H217V61H216ZM236 59V60H235ZM251 61H250V60ZM78 60V63L76 62ZM182 60H183V62H182ZM208 60V61H207ZM209 60H210V62H209ZM223 60V61H222ZM237 63V64H239L238 66L239 67H237V64H233V63H235L234 61ZM246 60V61H245ZM253 60V61H252ZM165 61H167V62H165ZM174 61V62H173ZM186 61V62H185ZM188 61H189V63H188ZM211 61H212V63H211ZM221 61V62H220ZM249 61V62H248ZM158 62V63H157ZM176 62H179V63H176ZM205 62H207V66L208 67H205L206 66V63ZM229 62V63H228ZM240 62H241V65H240ZM248 62V63H247ZM251 62V63H250ZM83 63V64H82ZM164 63V64H163ZM167 63H170V64H167ZM172 63H175L174 64V66H173V64ZM184 65H182V64ZM187 63V64H186ZM222 63V64H221ZM227 63V64H226ZM251 64V65H249L248 66V64ZM171 64H172V66H171ZM180 64V65H179ZM186 64V65H185ZM205 64V65H204ZM221 64V65H220ZM233 64V65H232ZM254 66H253V65ZM61 65V66H60ZM199 65H204V67L205 68H203L202 66H200L199 67ZM224 65H226L225 67H224ZM235 65H236V68H235ZM243 65H244V68H243ZM92 66V67H91ZM179 66V67H178ZM211 67V69H210V67ZM213 66H214V68H213ZM230 66H232V67H234L233 69H232V67H230ZM58 67V68H57ZM95 67V68H94ZM99 67V68H98ZM157 67H159V68H161V69H163L164 71H160L161 69H159V68H157ZM169 67V68H168ZM175 67V68H174ZM199 67V69H197ZM201 67H202V69H201ZM227 67V68H226ZM245 67H247V68H245ZM249 67V68H248ZM254 67H256L255 69H254ZM101 68V70H99ZM166 68V69H165ZM188 68H189V70H190V72H187L186 73V71L188 70ZM192 68H196L197 70H195V69H192ZM218 68H220V69H222V71L220 72L219 70H218ZM224 68V69H223ZM230 68H231V70H230ZM63 69V70H62ZM167 69H170V70H167ZM185 69H187V70H185ZM201 69V70H200ZM208 69H210L209 70V72L207 71ZM216 69V70H215ZM229 69V70H228ZM244 69H246L245 70V72H244ZM257 69H258V71H257ZM65 70V71H64ZM176 70V71H175ZM179 70V71H178ZM181 70H184L183 71V73H182V71ZM188 70V71H189ZM195 70V71H194ZM214 72H212V71ZM225 70V71H224ZM228 70V71H227ZM240 70V71H239ZM242 70V71H241ZM248 70L251 72V74L250 73H248ZM10 68L7 66V62H5V61H0V80L2 81L5 77H7L8 76V74L10 73ZM100 71V72H99ZM160 71V72H159ZM173 71V72H172ZM193 73H192V72ZM200 71V72H199ZM254 71V72H253ZM170 72V73H169ZM197 72H199V73H201V74H199V73H197ZM205 72V73H204ZM206 72H208L207 74H206ZM213 73V77H212V74L211 73ZM224 72V73H223ZM232 72V73H231ZM254 74H253V73ZM191 73V74H190ZM204 73V74H203ZM217 73V74H216ZM225 73H226V76H225ZM236 73H239L238 74V76H237V74ZM244 73H247V74H249V75H253L254 77H251V76H249V75H246V74H244ZM258 73V74H257ZM177 74H175L176 76H177ZM196 74H199V75H197V77H196ZM209 74H211V75H209ZM215 74V75H214ZM234 74V75H233ZM104 76L103 78H99V79H102L101 80V82H99L98 81V84L95 82V81H97V79L98 78H96L95 79V77H99V76ZM106 75V76H105ZM173 75V76H172ZM202 75H204V76H202ZM208 75V76H207ZM217 75H219V76H222L223 75V77H221V79H220V77L219 78H216V79H214L215 77H217ZM228 75H230L231 76V78H230V76L227 78V76ZM239 75H241V77L242 78H240V76ZM187 76H185V77H187ZM201 78H200V77ZM210 76V77H209ZM215 76V77H214ZM225 76V77H224ZM234 76H237L236 78H234ZM251 77V80H250V78L249 77ZM93 77V78H92ZM195 77V78H194ZM206 77V79H204ZM207 77H209L210 78V80L211 81H207L208 79H207ZM213 78V80H212V78ZM233 77V78H232ZM194 78V79H193ZM224 78V79H223ZM227 78V79H226ZM245 80H244V79ZM248 78H249V80H248ZM90 79V80H89ZM175 79H176V77H175ZM202 79V80H201ZM239 79H240V81H239ZM94 80V81H93ZM141 80H143L142 82H144V83H142L141 82ZM200 82H203V83H200ZM203 80H206L205 81V83H204V81ZM226 80V81H225ZM239 81V83H238V81ZM254 80V81H253ZM19 81V80H18ZM151 81V82H150ZM194 81V82H193ZM220 81V82H219ZM230 81H233V84H235L234 86H236L237 88H235L234 86H233V84H232V82H230ZM237 82L239 85H237V83H234V82ZM253 81V82H252ZM93 82H94V84H93ZM135 82L137 83V84H135ZM140 82V83H139ZM197 82V83H196ZM208 82H209V84H208ZM246 82V83H245ZM250 82H252L253 83V85L251 86V88L249 87L252 83H250ZM257 82V83H256ZM148 83V84H147ZM200 84V86H201V90H200V87L199 86H197V85H199ZM214 83H217V84H215L214 85ZM222 85H221V84ZM243 83V84H242ZM89 84V85H88ZM96 84V85H95ZM129 84H130V86L131 87H127V86H129ZM181 84V85H180ZM205 84H207V86L205 85ZM223 84H225V86L223 85ZM229 86H228V85ZM245 84H247V86L245 85ZM80 85V86H79ZM95 85V87H92V86H94ZM134 85V86H133ZM138 85V86H137ZM178 85V86H177ZM180 85V86H179ZM195 85H196V87H195ZM206 87H205V86ZM218 85V86H217ZM220 85L222 86V88H223V90H222V88L220 87ZM249 85V86H248ZM256 85H259V86H256ZM9 86V85H8ZM88 86H90V89L91 90H89V88H87ZM113 86H115V89H114V87ZM118 86H119V88H118ZM125 86V87H124ZM213 86L214 87H216L217 86V88H213ZM224 86V87H223ZM10 87V86H9ZM92 87V88H91ZM178 87V88H177ZM181 87V88H180ZM229 87L231 88V90L232 91H236V94L234 93V92H232V91H230V89H229ZM245 87V88H244ZM248 87V88H247ZM67 88H69V89H67ZM82 88V89H81ZM85 88H86V90H85ZM125 88V89H124ZM207 88V89H206ZM212 89V91H211V89ZM219 88H221L220 89V92L218 91L217 92V90H219ZM236 90H235V89ZM254 88H258V89H254ZM12 89H13V87L11 88L10 87V91H12ZM71 89V90H70ZM88 89V90H87ZM116 89H118V90H116ZM121 89V90H120ZM144 89V90H143ZM145 89H146V91H145ZM199 89V90H198ZM204 89V91H203V93H201L202 92V90ZM237 89H238V91L239 90H241L242 92H238L237 91ZM254 91H253V90ZM75 90H77V91H75ZM81 90V91H80ZM84 90V92H82ZM114 90V91H113ZM143 91L142 93H140V91ZM177 92H176V91ZM181 90V91H180ZM187 90H190L191 91V93H190V91H188V93L190 94V96L188 97V93H186V95H187V97H186V95H183V94H185V92ZM208 90V91H207ZM214 90V91H213ZM225 90H228V91H226V92H230V94L228 93H226V95L227 96H229V98H230V95H231V97H232V95H235V97H236V95L238 96L240 93H241V95H245L244 96V98L246 99V95L247 94H250V96L252 95V93L253 92H255V90L256 91H258L259 92V90H260V93L257 95L256 93L257 92H255V93H253L254 95H252L251 97H252V99H249V98H251V97H247L248 98V100L249 101H242V98H243V96L241 97V96H238V98H235L234 96H233V98L234 99H236V100H233V98H232V101H234V103H236L235 105H233V103H231L230 102V100L231 99H229L228 101H226V99L228 98H226V96H225V94H224V92H225ZM244 90H245V92H244ZM86 91H88V92H86ZM91 91V92H90ZM113 91V92H112ZM146 92V94H144L145 92ZM201 91V92H200ZM249 91V92H248ZM253 91V92H252ZM101 92V91H100ZM115 92V93H114ZM138 92V94H136ZM176 92V93H175ZM178 92L179 93H181L180 94V96H182L183 98L185 97L186 99H183L182 97V99L183 100H186V101H184L183 102V100H181V98L179 97V95H178ZM223 92V93H222ZM246 92H248V93H246ZM89 93V94H88ZM91 93H93V94H91ZM102 93V92H101ZM110 93V94H109ZM142 95H140V94ZM207 93V94H206ZM219 93V94H218ZM221 93V94H220ZM234 93V94H233ZM245 93V94H244ZM84 94V95H83ZM87 94V95H86ZM113 94V95H112ZM211 94H213L214 96H212ZM216 94V95H215ZM223 94H224V102L226 101L227 103H224L223 101H222V98H223ZM261 94V95H260ZM27 95L28 94H21V95H19V96H17V97H14V101H13V105H18V104H20L21 102H24V100L26 99V97H27ZM83 95V97H81ZM95 95V96H94ZM203 95H205V96H203ZM222 97V98H220V99H218L220 96ZM86 96V97H85ZM134 96V95H133ZM208 96V97H207ZM210 96H212V98H213V100L216 98L217 99V101H216V99H215V101H213L212 99H211V97ZM217 96V97H216ZM219 96V97H218ZM247 96H249V95H247ZM202 97H205L206 98V100H205V98H204V100H205V102H204V100H203V98ZM241 97V98H240ZM260 97V98H259ZM87 98V99H88ZM190 98H192V99H190ZM198 98V99H197ZM210 98V99H209ZM253 98H257V99H254V101H252L253 100ZM88 99V100H89ZM207 99L208 100H212V102L211 101H209L210 102V104L211 103H213V104H215V102H217L216 103V106H218V105H221V106H219V108L218 107H216L215 105H213L212 104V106L211 105H209V103L207 102ZM245 99H243V100H245ZM261 99V100H260ZM143 100V102H145ZM181 100V101H180ZM198 100H201V101H198ZM203 100V101H202ZM218 100H221V101H219L218 102ZM247 100V99H246ZM260 100V101H259ZM263 100V101H262ZM142 101V100H141ZM177 102V104L175 103V102ZM190 101L193 103V105H192V103H190ZM198 101V102H197ZM240 101V102H239ZM251 101H252V103H254V105H255V107L253 108V104H250L251 106H252V108L255 110V111H252L253 109L251 108H249L250 110H251V112H250V110H249V112L246 114V112L247 111H245L244 112V110H248V107H250V105L248 106L247 104H249V103H251ZM256 101V102H255ZM142 103V105L143 104H146V105H143L142 106V109L143 108H145L146 110H147V103ZM175 104H174V103ZM179 102L181 103H183V104H185L186 103V106H182L183 108H180L181 106L180 105H182V104H179ZM189 102V104L190 105H188L187 103ZM201 102H203V103H201ZM208 104H207V103ZM241 102L243 103V104H241ZM261 102V103H260ZM157 103H158V105H157ZM195 103V104H194ZM196 103H198L197 105H196ZM221 103V104H220ZM224 103V105H222ZM231 103V105H229ZM256 103V104H255ZM164 104H165V106H164ZM174 104V105H173ZM240 105V107L238 108V112L237 111H235V110H233V108L234 107H236V109H237V106H239ZM205 107H204V106ZM207 105V106H206ZM208 105H209V107H208ZM233 105V106H232ZM245 105H247L246 107H245ZM258 105H261V106H259L258 107ZM168 106V107H167ZM191 106H193V107H191ZM214 106V107H213ZM226 106H228L227 107V109H226ZM230 106H232V108L230 107ZM257 106V107H256ZM0 107H4V108H7L8 107V105L7 104H2L1 102H0ZM172 107V108H171ZM215 107L218 109H215ZM222 107V108H221ZM223 107H225V108H223ZM165 108V109H164ZM204 108V109H203ZM205 108H207V109H205ZM212 108H214V109H212ZM221 108V109H220ZM232 109V111L230 112V110ZM255 108H257V109H255ZM261 108V109H260ZM145 109H143V111L145 112L146 110ZM193 110V109H198V110H203L202 111V114L201 115H199V116H193L192 115V112H191V110ZM220 109V110H219ZM222 109H223V112H224V110L226 109V110H228V111H226L225 110V112H224V115L225 114H228L229 115V117H228V115H226L227 117H228V119H226L225 117L226 116H223V118H222V116H219V115H221V114H223V112H222ZM241 109H243V110H241ZM188 110V111H187ZM209 110V111H208ZM210 110H212L211 112L212 113H209L210 112ZM214 110V111H213ZM217 110V111H216ZM239 110H240V112H241V115H239L240 113H239ZM258 110V111H257ZM187 111V112H186ZM208 111V112H207ZM243 111V112H242ZM260 111V112H259ZM219 112V113H218ZM220 112H221V114H220ZM228 112H230V113H228ZM253 112V113H252ZM258 112V113H257ZM147 112H145V114H146ZM189 113V114H188ZM203 113H204V115H203ZM206 113V114H205ZM218 113V114H217ZM250 113V114H249ZM252 113V114H251ZM254 113H257V114H255V116L256 115H258L259 114V116H257V118H255V116L253 117V118H251L252 117V115H254ZM191 115V117L190 116H188V115ZM209 114V115H208ZM216 114L218 115V116H216ZM233 114H235L234 115V119L232 118V116H233ZM237 114V115H236ZM246 114V115H245ZM250 115V116H249ZM146 116H147V114H146ZM193 116V117H192ZM236 116H237V118L238 119H236ZM243 116H244V118H246V119H243ZM249 116V118H247ZM116 117V118H115ZM199 117H201L200 119H199ZM205 117H207V118H205ZM218 117L220 118V119H218ZM110 118H113V120L112 119H110ZM115 118V119H114ZM183 118H179V122L181 123V119H183ZM199 120H198V119ZM208 118L210 119V120H208ZM120 119V120H119ZM202 119H204V120H202ZM206 119V120H205ZM236 119V121H234ZM243 119V120H242ZM252 119V120H251ZM115 120V121H114ZM181 120V121H180ZM189 120H185V119H183V128L181 127V129L182 130H180V132H181V134H178V136L177 137H175V139H176V141L177 142H179L180 144L183 142V136H184V132H186L187 131V128H189L188 127V125L190 124V121ZM232 120L234 121V123L232 122ZM105 121H107V122H109V123H111V124H113V123H116V124H113V125H123L124 124V122L121 120V118L120 117H118V116H110L109 118H108V120H105ZM240 121V123H238ZM251 121H253V123L251 122ZM255 121V122H254ZM186 122V123H185ZM215 122H217V124L218 125H220V126H218L217 124L215 125L214 123ZM225 122V123H226ZM232 122V123H231ZM236 122H237V127H236ZM243 124H242V123ZM248 122H249V124H248ZM230 123H231V125H230ZM254 123H256V124H254ZM221 124H224L222 127H221ZM252 124H254L255 125V128H257L258 127V132L256 133L255 131H256V129H255V131L253 130V125ZM258 124V125H257ZM126 125H128V126H132V128H133V132L134 131H136L135 130V128L137 129V131H139V132H135V134L139 137L140 136V133H142L143 132V136L141 135V143L140 144H142V147L141 146H139V147H141L140 149H139V151L138 150H136L137 148H135V146H131L130 147V151L128 152V156L129 157H132V158H134V159H140V160H142L143 158H144V160H142V162H144V161H146V159H147V133L145 132V130H146V128H144V127H147L146 125H147V120H146V122L143 124V125H141V126H135V125H133V124H131L130 122H126ZM235 125V126H234ZM240 125H242V126H240ZM244 125H246L245 127H244ZM256 125H257V127H256ZM144 126V127H143ZM218 126V127H217ZM249 126V127H248ZM253 128H252V127ZM139 127H140V129H139ZM217 127V128H216ZM228 127V128H227ZM230 127V128H229ZM235 127H236V129H235ZM238 127H240V128H238ZM142 128H144V129H142ZM233 128V129H232ZM139 129V130H138ZM190 129V128H189ZM188 129V130H189ZM252 129V130H251ZM237 130V131H236ZM238 130L240 131L239 133H237V135H235V131L236 132H238ZM250 130V131H249ZM147 131V130H146ZM146 134H145V133ZM179 132V133H180ZM243 132V134H242V136H243V139L241 138L242 136L241 135H239V134H241ZM249 132V133H248ZM177 135V134H176ZM253 135V136H252ZM262 135V134H261ZM241 136V137H240ZM246 138H245V137ZM249 136V137H248ZM256 139L255 140V142H256V144H254V138ZM143 138V139H142ZM145 138V139H144ZM181 138V139H180ZM234 138H232L233 140H232V142L234 141V142H236V143H238L239 144V141L237 140V138L236 139H234ZM248 138L250 139V141L248 140ZM247 139V140H246ZM146 141V143L144 142V141ZM244 140H246V141H244ZM251 140H252V142H251ZM142 141L144 142V143H142ZM243 141V142H242ZM251 142L250 144H249V142ZM246 142V143H245ZM243 143V144H242ZM139 144V145H140ZM146 145L145 147H144V145ZM251 146V145H250ZM138 147V148H139ZM135 148V149H134ZM142 148H144L143 150H142ZM132 149V150H131ZM134 149V150H133ZM136 150V151H135ZM141 151V152H140ZM143 151V152H142ZM145 152H146V154H145ZM143 153V154H142ZM262 157H264V156H262ZM262 159V160H261ZM260 160H261V162H263L262 164H264V158H260ZM259 160V161H260ZM144 163H146V162H144ZM146 177L147 176V167H145L139 174H138V176L135 178V176H133L132 177V182H135V179L137 180V178H139V179H142V178H144V177ZM114 178H115V183H116V186L117 187H119V192H117V193H114L113 194V197H114V199H115V197L117 196V194H118V199L120 200H117V198L114 200V201H116L115 203H114V201H112V200H108L109 201V203H108V201L106 200L104 203H108L106 206H107V210H104L103 211V214H107L106 215V218H108V217H110V218H108V219H111V220H113V218H112V216H116V215H118L119 216V214H122L123 213V215H125L124 213H125V211H127L126 212V216H129V213H132V212H130V211H128V210H130V208H131V204H132V206H134V207H132L133 209L135 208V207H138V209H139V207H140V209L142 210L141 211V213H139L140 211H137V213L135 212H133L134 213V215H133V217L132 216H129L128 218H130V219H133L134 217L136 218V220L135 221H139V223H140V225L141 224H143L144 222V224H146V222H147V216L144 214V211L143 210H145V208H147V204H145V203H147V202H143L144 200L141 198V200H143V201H140L139 203H138V201H136V200H131V198L127 195V194H125V195H127V196H124L125 197V200H124V198L122 197L123 195H124V193L122 194V191H123V187H121V183H120V179H119V177H116V175L114 176ZM133 185L135 186L134 187V189H133V191H137L138 192V189H139V184H135V183H133ZM37 186H38V189L37 190H29V189H26V188H24L23 186H18V185H14V186H10L9 188H7V187H5V186H3V185H0V203L1 204H3V207H6L7 205H8V203L5 201V199L3 198L4 197V194L6 193V192H8L9 190H13V198H14V200H18V201H20L21 202V206L17 209V210H15V211H13L12 213H6V211H4L3 209H0V230L1 229H6L7 228V226L8 225H12V224H15V222H20V221H26L27 219H30L31 217H35V218H38L39 216H41V215H47V212H45V211H41V210H35L34 209V207H33V205H32V201H38V200H40V199H43V200H48V201H56V200H58L59 199V197L58 196H55V195H49V194H47L45 191H44V189H45V184L44 183H37ZM138 189H137V188ZM122 190V191H121ZM132 191V192H133ZM120 193H121V195H120ZM139 193V192H138ZM138 193H135L136 194V196L135 197H138ZM134 194V193H133ZM116 195V196H115ZM119 195H120V197H119ZM126 197H128V198H126ZM140 197V196H139ZM138 197V198H139ZM121 198L125 201H123V200H121ZM117 201H119V202H123V210L122 209H120L119 210V208H121V207H119L118 205H117ZM134 201H135V203H134ZM113 202V203H112ZM127 202H129V203H127ZM134 204H133V203ZM137 202V203H136ZM141 203L143 204V206L141 207ZM27 204H29V205H27ZM114 206H113V205ZM136 204V205H135ZM138 204H140L139 206H138ZM105 205H103V207L105 206ZM110 205V206H109ZM119 207L118 208V210H115L116 209V207L117 206ZM144 205H146L145 206V208L143 209V207H144ZM27 206H29L28 208H27ZM105 206V207H106ZM108 206L109 207H111L112 206V208H108ZM126 206V207H125ZM130 206V207H129ZM113 208H114V210L115 211H118V212H120V213H118V212H116L115 213V211L113 210ZM131 208V209H132ZM27 209H30L29 211L30 212H28V213H25L24 211L25 210H27ZM104 209H106V208H104ZM132 209V210H133ZM60 210H62V209H60ZM64 211H66V210H62V212H64ZM121 211H123L122 213H121ZM146 212H147V210H145ZM67 212V211H66ZM69 212H71V211H69ZM106 212V213H105ZM145 212V213H146ZM65 213V212H64ZM118 213V214H117ZM138 214H141V216L139 215V220H137L138 219ZM147 214V213H146ZM112 215V216H111ZM196 215V214H195ZM118 216H116L115 218L117 219V217ZM146 218H145V217ZM114 218V220H116ZM134 218V219H135ZM141 218V219H140ZM143 218V219H142ZM145 218V219H144ZM128 220V219H127ZM108 221H110V220H108ZM126 221V220H125ZM143 224V225H144ZM145 227H146V230H147V225H144V227H142V225H141V228H139L138 229V233L137 234H139L138 236H137V238H140L139 239V242L144 246V248L147 250V240H145L146 239V237H147V231L145 230ZM144 230H143V229ZM59 229V230H58ZM142 229V230H141ZM61 229L60 228H57V229H55V231L54 230H52V231H49V230H46V229H43V230H40V231H38L37 232V235L39 234H41V236H36V234H34V233H30L29 235H28V237H29V239L31 238V237H34V236H36L37 237V240L39 241L40 239H43V240H48L49 241V238H50V241L52 240V238H53V236L55 235V236H58L59 234H57V233H60L59 231H60ZM49 231V232H48ZM139 231H143V232H139ZM146 231V232H145ZM43 232V233H42ZM57 232V233H56ZM76 232V231H75ZM53 234V236H51L52 234ZM56 233V234H55ZM108 233H110L109 235L110 236H108ZM108 233H106L105 234V236L107 235L108 237L107 238H112V239H114V237L116 236H114V232L112 231V232H108ZM142 235H141V234ZM44 236H45V238H44ZM47 236V237H46ZM139 236H141V237H139ZM143 236H145V238H143L142 239V237ZM27 237V238H28ZM43 237V238H42ZM60 237V236H59ZM140 240H143V241H140ZM144 241H145V243H144ZM215 243H218L217 241H214ZM213 242V243H214ZM144 243V244H143ZM1 245V244H0ZM4 245V244H3ZM8 245V246H7ZM7 245H5V248L3 247L2 249H0V262H11L12 260H14V258L16 257V258H20V259H28V261L26 260V261H24V262H28L27 264H61L62 262H64L65 264H86V262L84 263V261L83 260H81L82 258H83V253H82V251H80L79 249H81V247L79 248L78 246L79 245H76L77 246V248H75L76 246L75 245H72V244H69V243H67V242H62L61 244H60V247H58L57 245L55 246H51V245H37V244H35L34 246H29V247H26V248H24V247H20V246H17V245H15V244H13V243H10V244H7ZM215 245V244H214ZM217 245V244H216ZM16 246V247H15ZM68 246H70V247H68ZM213 245L210 243V247H212ZM49 247V248H48ZM74 247V248H73ZM217 247H218V245H217ZM37 248V249H36ZM66 250H65V249ZM109 248V249H108ZM108 248H106L103 252H101L102 254H104V256L100 253V255H102V256H100V257H98L99 255H97L96 257H95V261L97 260L98 261V263H96L95 262V264H119V254H118V252H117V250H115V248L113 247V246H111V249H110V247H108ZM213 248V247H212ZM214 248L216 249V247L214 246ZM213 248V249H214ZM16 249H18V250H16ZM26 249V250H25ZM7 250V251H6ZM25 250V251H24ZM31 250V251H30ZM58 250V251H57ZM62 250V251H61ZM67 250H71V251H67ZM73 250V251H72ZM113 250H115V252L113 251ZM218 249H216V251H217ZM3 251V252H2ZM13 251V252H12ZM15 251H16V253H15ZM21 251V252H20ZM105 251H107V252H105ZM6 252V253H5ZM17 252H18V254L20 255L21 254V256H19L18 254H17ZM30 252V253H29ZM58 252V253H57ZM67 252V253H66ZM73 252V253H72ZM111 252V254H109V253ZM14 253V254H13ZM23 253V254H22ZM25 253V254H24ZM35 253H37V254H35ZM52 255L51 257H49V258H47L48 256L46 255ZM69 253V254H68ZM82 253V254H81ZM117 253V254H116ZM2 254H5V255H2ZM8 254V255H7ZM17 256H16V255ZM54 254V255H53ZM80 254V255H79ZM162 254V253H161ZM160 253L158 254V256H159V258L157 257V259L154 261V262H157V260H158V262H159V259L161 258H163V254L161 255ZM217 254V253H216ZM31 257H29V256ZM221 255H223V256H225L223 253H221V254H218V256H221ZM15 256V257H14ZM19 256V257H18ZM26 256H28V257H26ZM43 256H46V257H43ZM67 256H69V257H67ZM115 256H117V257H115ZM215 256V255H214ZM26 257V258H25ZM43 257V258H42ZM53 257V258H52ZM63 257V258H62ZM67 257V258H66ZM74 257H75V260H74ZM97 257H98V259H97ZM213 257V256H212ZM228 257V258H227ZM15 258V259H16ZM36 258H38V259H36ZM47 258V259H46ZM71 258V259H70ZM105 258H107V259H105ZM210 258H211V255H210ZM218 257H213V259L215 260V262H216V264H218L217 263V261H218V259H217ZM224 258V257H223ZM223 258H221V259H223ZM3 259H4V261H3ZM5 259H7L6 261H5ZM32 259V260H31ZM36 259V260H35ZM50 261H49V260ZM70 260V262H69V260ZM101 259V260H100ZM116 259H118V262H117V260ZM212 259V258H211ZM211 259H209L210 261H212ZM216 259H217V261H216ZM226 259H227V261H226ZM40 260V261H39ZM42 260V261H41ZM51 260L53 261L52 263H51ZM60 260V261H59ZM72 260V261H71ZM213 260V261H214ZM220 260V259H219ZM224 260V263H226V262H229L228 260H229V256H228V254L226 255V257L223 259ZM43 261H45V262H43ZM49 261V262H48ZM73 261H75L74 263H73ZM83 261V262H82ZM162 260H160V262H161ZM163 261H164V258H163ZM21 262H23V260H21ZM32 262V263H31ZM40 262H42V263H40ZM55 262V263H54ZM79 262V263H78ZM91 262H93V264H94V259H92V261ZM90 262V264H92ZM106 262V263H105ZM116 262V263H115ZM215 262H210V264H214ZM222 262V261H221ZM64 263H62V264H64ZM24 264H26V263H24ZM87 264H89L88 262H87ZM209 264V263H208ZM221 264V263H220Z\"/></svg>",
	"mask_w": 264,
	"mask_h": 264
}]
</instances>
